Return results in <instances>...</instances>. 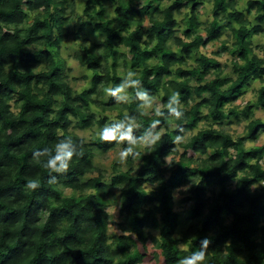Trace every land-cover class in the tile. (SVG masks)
Masks as SVG:
<instances>
[{"label": "trees", "instance_id": "trees-1", "mask_svg": "<svg viewBox=\"0 0 264 264\" xmlns=\"http://www.w3.org/2000/svg\"><path fill=\"white\" fill-rule=\"evenodd\" d=\"M105 1L115 4L114 17L104 14ZM136 1H85L83 15L92 18L93 30L106 37L96 47L112 63L103 68L98 53L85 47L75 58L92 73V86L76 91L62 73L64 60L58 51L68 35L66 8L73 12L75 0H0V264H139L144 253L138 244L145 246L146 229L158 231L152 239L161 264H179L182 257L199 250L205 238L209 240L205 264H264V186L252 188L256 180L264 179L260 162L264 144L245 146L257 139L263 126L260 119H250L252 105L242 109L243 117L250 119L247 136L233 137L210 125L174 146L172 141L181 133L170 128L178 124L194 129L204 109L205 118L221 125L227 112L237 110L236 106L226 108L230 97L256 79L261 82L257 102L264 110V59L254 52L250 39L262 31L264 0L246 2L255 24L237 9L236 0H212L215 12L203 28L205 38L192 37L190 31L201 26L197 6L209 0H169L163 6L164 0H143L141 8ZM184 8L189 9V26L185 38L175 37V15ZM145 17L148 29L143 25ZM223 20L227 22L222 25ZM223 26L234 37L232 47L223 43V48L236 57L232 62L235 78L223 76L218 61L200 53L208 42L220 39ZM171 37L174 42L169 45ZM120 47L131 55L130 59L122 55L124 68L137 73L135 78L151 96L160 97L162 111L171 89L181 93L186 109L183 120L141 115L131 88L124 105L112 97L106 102L99 98L103 89L121 83ZM192 58L196 65L184 68ZM211 72L213 77H207ZM92 108L115 111L119 120L125 111L135 116L142 125L137 135H143L153 119L161 120L157 131L165 128L161 144L141 157L137 170L131 166L122 170L114 163L109 184L101 174L87 176L96 170L92 148L69 130L71 117L79 128L102 126L108 120L106 115L97 117ZM69 136L82 155L73 157L67 173H51L58 179L51 184L44 167L47 157H39L38 163L34 152L54 149ZM92 143L103 151L118 147L98 135ZM169 156L174 162L171 167L165 163ZM134 162L129 158V164ZM29 180H39L40 187L29 190ZM157 181L158 186L147 193L145 184ZM185 184H189L192 204L186 212L188 224L180 228L173 193ZM110 186L119 189L121 199L120 233L113 239L103 201ZM210 187L219 190L208 195ZM65 189L70 192L65 194ZM178 231L180 238L175 236ZM179 242L187 249H181Z\"/></svg>", "mask_w": 264, "mask_h": 264}, {"label": "rangeland", "instance_id": "rangeland-1", "mask_svg": "<svg viewBox=\"0 0 264 264\" xmlns=\"http://www.w3.org/2000/svg\"><path fill=\"white\" fill-rule=\"evenodd\" d=\"M86 0H75V7L73 12H71V7L66 8L65 15L69 17V22L66 25L68 29V35L64 42H62L59 46V55L60 58L64 60V66L62 73L65 75L66 80L72 87V89L76 91H82L84 89H89L92 86V73L88 70H86L84 67H82L75 56L82 52L85 47H89L96 51L100 57L101 60V66L105 68V66H110L112 63V58L105 59L104 53L102 48L96 47L98 43H100V39L95 35L104 36L103 34L99 33L98 31L93 30V19L90 17H86L83 15V9H84V3ZM246 2L247 0H236L237 3V9L240 10L242 13H244L245 17L252 23L255 22V17L253 13H250L246 11ZM169 3V0H164L161 4L166 5ZM135 5L137 8H141L143 6V0H138L135 2ZM155 5V4H153ZM104 6L106 8L105 15L107 17H114V9L115 4L111 2H104ZM188 8H184L181 10V12L177 15H175L177 25L174 28L175 37L185 38V30L189 26L188 22ZM215 12V8L213 6V1L209 0L206 2H203L202 4L198 5L196 8L197 18L198 21L201 23V26L198 29L192 28L191 29V35L194 37L197 34H200L204 38L206 37V32L203 29L205 25H207L213 18V14ZM87 19V21H84ZM227 20H223L221 24L223 25L226 23ZM28 24L31 23V18L27 22ZM143 25L145 29L149 28V22L148 18L145 17L143 20ZM235 24L233 23V26ZM262 31L259 34L253 35L251 39L252 48L254 52L261 58L264 59V23H261ZM220 39L215 41H210L206 44L205 47L200 49V53H204L208 56H211L215 58L218 63L220 64V69L222 71L223 76H229L232 78H235V75L232 72V62L236 59V57L230 55L228 50L223 48V43H225L226 47L230 48L232 47V43L234 41L233 34L228 26H223L220 29ZM56 34H59L58 31H56ZM72 42V43H71ZM168 44L172 45L174 40L173 37H171L168 40ZM88 44V45H86ZM154 45V44H153ZM151 45L150 47H153ZM122 55H125L127 59H130L131 55L127 52V49L124 47H120L118 49L117 57V69L119 72V75L121 77V81L124 79V76L129 71V68H124L123 60L124 58ZM35 63L34 61H32ZM196 64L194 63L193 58L188 60V65L183 66L187 69H192ZM209 78L213 77V72L208 74ZM261 86V82L259 80H251L250 83L245 86L242 91L235 95L231 96L229 99V103L226 105V108H232L234 106L237 107V110L234 114H229L227 112L223 118V120L220 121L221 125L212 122L211 120L205 118V115L207 111L204 109L201 114V119L197 124V127L194 129H183V132L180 135H183L185 137V140L191 136L192 134H195L199 129L209 127L212 125L215 128H222L225 131H228L230 134H232L233 137L238 136H247V124L249 123L250 119H260L263 123V126L258 131V136L255 141H247L246 147H250L253 145L258 144H264V110L259 106L257 102V90ZM111 86H108L109 88ZM102 88H99L98 90H101ZM106 89V88H105ZM103 89V91L105 90ZM105 96V91L101 97ZM154 100L157 107L161 108V100L158 95H154ZM109 99V97H108ZM108 99L106 101H108ZM102 100V99H101ZM105 101V100H103ZM105 101V102H106ZM247 103H250L252 105L251 110L253 113V116L250 117V119H245L242 114V109L247 105ZM92 112L95 111L97 117H102L106 115L108 117V120L101 126V125H94L91 128H79L77 126V120L75 118L71 117V124L69 126V130L76 133L78 136L85 139V141L91 146L93 151V157H92V164L94 168L96 169L93 173L88 174L87 176H97L101 174L103 176V180L106 181V183L109 184L111 176L114 174L113 172V164L117 163L116 158L118 157V153L120 151V147L118 146L115 149H111L108 151H103L100 148L97 147V145H94L92 142L94 138L97 135L98 128L104 127L105 125L116 122L119 119L117 118V113L115 111H107L105 113H102L101 110L98 109H91ZM126 112V111H125ZM173 125V124H172ZM170 125L171 129H174ZM165 128L162 127L160 129V132H164ZM176 130V129H174ZM178 148L179 153L182 152V149L180 147ZM178 159V154L175 157ZM169 160H171V156L168 157ZM262 166L264 167V156L260 160ZM121 166V165H120ZM132 167V169L135 171L137 170L136 162L133 164H129V167ZM128 167V168H129ZM128 168H125L124 166H121L122 170H126ZM230 184L233 186L234 182H230ZM149 185V184H148ZM151 186V185H149ZM188 186L189 184L180 185L178 186L174 193H173V209L179 214L180 217V228H184L188 224V219L186 218V212L188 211L189 207L192 204V200H190V193L188 192ZM145 188L147 189V185H145ZM219 190V187H210L208 190V195H213V193H216ZM65 194L69 193V189H65ZM120 193L118 188L114 187H108L107 191L104 194L103 201L106 205V210L109 214V235H111L112 239L115 237V235H118L120 233V230L118 228V223L121 221V216L119 214L120 209ZM115 207L114 213H112V209ZM147 233V240L145 243V246H143L141 243L138 244V247L140 250L144 253V257L139 264H161L162 263V257L159 254V249L155 245L154 240L152 237L158 236L157 230H148L146 229ZM177 238H180L181 235L178 231V233L175 234ZM111 239V240H112ZM178 246L181 249H187V245L183 242H179Z\"/></svg>", "mask_w": 264, "mask_h": 264}, {"label": "clouds", "instance_id": "clouds-1", "mask_svg": "<svg viewBox=\"0 0 264 264\" xmlns=\"http://www.w3.org/2000/svg\"><path fill=\"white\" fill-rule=\"evenodd\" d=\"M84 21H87V19ZM95 35L101 42L106 39L105 36L97 35V33ZM136 76V72L129 70L120 84L104 90L105 96L101 97V99L106 101L108 97H112L118 104H127L130 100L127 90L131 88L135 91V99L140 102L138 107L141 109V115L157 118L171 117L176 121H181L185 118L186 109L180 99L181 93L179 91L171 89V85H169L171 95L163 106L166 111H162L160 107L156 106L154 97L149 94L148 90L143 88L141 80L135 78ZM160 123V119H153L150 126L144 130L143 135H137L136 132L142 125L137 121L135 116H130L125 112L123 119L98 128L97 135L103 142L115 141L120 146V151L116 158L117 164L128 168V161L131 158L132 161L136 162L138 167L141 157L145 154L155 152L158 145L161 144L163 133L157 131ZM172 127L180 133L183 132V128L178 124H173ZM184 142L185 137L178 134L172 141V144L175 146L176 144ZM79 147L78 144L73 142L72 137L69 136L56 144L54 149L44 148L41 151L34 152V157L37 158L38 163L40 162L39 157H47L44 161V167L50 173L49 183L56 184L58 182L57 176L51 175V173L65 174L69 171L73 157L82 155V150H78ZM165 163L166 166L171 167L174 162L167 157ZM158 184L159 181L154 182L151 186L146 183L147 193L152 191ZM259 186H264V179L256 180V183L252 184V188L254 189ZM26 187L34 191L40 187V182L39 180H29ZM114 211L115 207L112 209V213ZM208 244L209 240L205 238L201 241V248L191 252L190 255L182 257L179 264H205V250L208 248Z\"/></svg>", "mask_w": 264, "mask_h": 264}]
</instances>
